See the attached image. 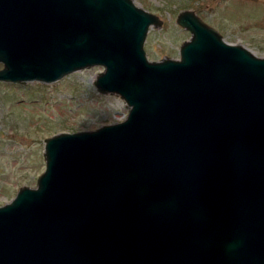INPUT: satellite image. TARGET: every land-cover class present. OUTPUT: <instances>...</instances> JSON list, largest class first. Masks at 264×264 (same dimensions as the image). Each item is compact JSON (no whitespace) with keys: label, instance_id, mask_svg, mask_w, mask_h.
<instances>
[{"label":"water","instance_id":"obj_1","mask_svg":"<svg viewBox=\"0 0 264 264\" xmlns=\"http://www.w3.org/2000/svg\"><path fill=\"white\" fill-rule=\"evenodd\" d=\"M179 60L132 0H0V82L100 66L123 122L45 140L36 188L0 207V264H264V58L191 11Z\"/></svg>","mask_w":264,"mask_h":264},{"label":"rangeland","instance_id":"obj_2","mask_svg":"<svg viewBox=\"0 0 264 264\" xmlns=\"http://www.w3.org/2000/svg\"><path fill=\"white\" fill-rule=\"evenodd\" d=\"M154 15L143 49L149 62L179 60V49L191 39L176 19L191 11L225 43L264 58V0H132ZM2 66L0 65V69ZM103 67L94 66L54 83L0 82V207L19 189H35L45 170V140L57 134L91 132L125 120L128 107L117 95L94 86Z\"/></svg>","mask_w":264,"mask_h":264}]
</instances>
